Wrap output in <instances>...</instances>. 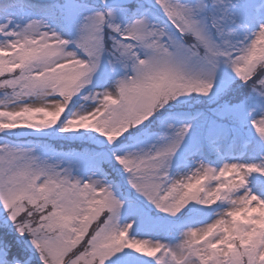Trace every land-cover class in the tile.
<instances>
[{
  "label": "snow or ice",
  "instance_id": "6c2138e0",
  "mask_svg": "<svg viewBox=\"0 0 264 264\" xmlns=\"http://www.w3.org/2000/svg\"><path fill=\"white\" fill-rule=\"evenodd\" d=\"M0 211V264H264V0H0Z\"/></svg>",
  "mask_w": 264,
  "mask_h": 264
},
{
  "label": "trees",
  "instance_id": "16d2710c",
  "mask_svg": "<svg viewBox=\"0 0 264 264\" xmlns=\"http://www.w3.org/2000/svg\"><path fill=\"white\" fill-rule=\"evenodd\" d=\"M25 131H27V130H25ZM31 138H34V137H31ZM57 143H58V145L59 144H63V146L65 148H67L68 146H70L69 144H67V143H65L63 141H59ZM76 143H80V142H76ZM71 146H75V145H71ZM4 232H7L9 238L12 239L17 245H20V244H22L25 241L23 239L24 237H19L18 234L15 233L14 229H12L10 227H6L5 226V222L2 221L0 223V234H3Z\"/></svg>",
  "mask_w": 264,
  "mask_h": 264
},
{
  "label": "rangeland",
  "instance_id": "374dc122",
  "mask_svg": "<svg viewBox=\"0 0 264 264\" xmlns=\"http://www.w3.org/2000/svg\"><path fill=\"white\" fill-rule=\"evenodd\" d=\"M145 4L147 5L148 0H144ZM22 140H30V139H35V138H31L30 136H25L21 138ZM6 220V214L3 211H0V223L3 221L5 222ZM10 223V221L8 222ZM25 240V238H23Z\"/></svg>",
  "mask_w": 264,
  "mask_h": 264
}]
</instances>
